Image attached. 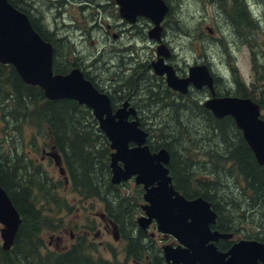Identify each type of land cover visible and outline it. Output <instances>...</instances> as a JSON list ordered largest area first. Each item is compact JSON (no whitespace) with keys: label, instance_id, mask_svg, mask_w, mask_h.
I'll return each instance as SVG.
<instances>
[{"label":"trees","instance_id":"16d2710c","mask_svg":"<svg viewBox=\"0 0 264 264\" xmlns=\"http://www.w3.org/2000/svg\"><path fill=\"white\" fill-rule=\"evenodd\" d=\"M215 6L226 10L224 20H227L237 36L244 39H241V45L249 48L253 67L254 62H259L253 49L259 46V41L264 42V33H261L255 13L250 6V11H244L240 0H220ZM251 35L253 38H250ZM252 42L253 49L250 46ZM258 68L263 70L264 65L259 64ZM231 70L232 81L236 86L233 90L227 89L223 94L217 88L218 96L248 98L257 103L263 112L264 91L258 92L257 85L250 89L236 72V68ZM0 77L3 82L0 86L4 85V89L11 95H0V187L9 196L21 218L12 248L9 251L0 248V264H165L157 242L138 228L136 213L129 211V208L136 206L139 212L138 203L141 200H132L129 195L121 196L122 187L110 182L109 144L106 137L90 122L89 111L69 99L46 100L40 88L23 83L10 65L0 63ZM259 79L258 76L257 83ZM24 103H29L31 107L24 108ZM13 107L19 109L15 114L11 111ZM203 113L215 131L226 133L233 140L227 137L228 140H224L226 147L223 149L221 146L218 149L212 142L202 144L203 148L199 144L193 146V149L188 147L187 151L192 149V154L201 152V155L209 156L210 162L201 171L187 169L171 172L176 190L183 192L186 197L200 195L206 200L209 199L217 211L219 205L232 204L233 210L227 209L224 212L233 214L234 220L238 219L236 226H239L241 220L255 225L252 220L257 217L256 210L264 209V172L253 160L251 150L231 117L216 119L207 109ZM168 123L169 121L163 122L162 128H159V124L151 126L154 140L160 138L161 143L166 141V138L159 136L161 133L166 134L164 129L168 131ZM181 132L185 133L186 130ZM182 133L180 137L187 143L188 136ZM42 134H46L49 145L62 156L68 186L73 194L82 203L97 200L104 205L105 215L118 227L120 237L126 241L124 260L119 261L117 253L111 251L112 260L96 256L95 247L88 241L87 236L77 237L74 243L67 245L62 251L45 247L41 235L44 231L55 230L59 221L44 215V209L47 207L52 211L60 203L65 204L57 192L60 187L58 184L64 185L63 182L50 181L42 167L29 159L23 150L30 136L34 142L37 137L42 138ZM197 147L198 150H194ZM220 151L224 154L219 153ZM225 158L231 164H236L232 166L235 170H225ZM220 174L233 179V187L240 199L233 197V193L226 198L219 195ZM124 185V188L129 187L128 184ZM109 192L116 195V204L109 202ZM242 198L247 203L240 204ZM259 215L261 223L256 224L264 231V214Z\"/></svg>","mask_w":264,"mask_h":264},{"label":"water","instance_id":"95a60500","mask_svg":"<svg viewBox=\"0 0 264 264\" xmlns=\"http://www.w3.org/2000/svg\"><path fill=\"white\" fill-rule=\"evenodd\" d=\"M117 3L126 18L138 14L151 19L155 28L150 37L160 39L159 24L167 10L162 0H117ZM165 50L163 45L159 46L158 55L167 56ZM0 63L12 66L26 85L40 88L46 100L69 99L92 110L113 151L110 182L119 185L133 179L135 185L142 186L145 191L144 216L137 219V226L146 231L154 222L159 233L178 242L176 247L162 246L166 264H264V244L256 240L239 241L227 253L208 244L231 237L210 231L209 224H214L216 219L210 204L202 198L188 201L174 189L172 178L162 165L167 163L166 153L151 155L145 145L147 134L137 123L121 122L119 114L112 116L108 99L98 94L79 71L66 76L53 75L51 45L33 30L26 16L8 0H0ZM153 67L155 73L166 75L168 86L176 91L185 93L190 84L196 89L206 86L212 95L204 104L206 109L216 119H233L257 164L264 168V119L258 104L248 98L215 97L213 77L205 65L191 67L185 79H178L170 67L162 66L161 61ZM116 118L119 121H115ZM131 142L138 146L129 149ZM49 156L63 175L59 155L50 153ZM119 162L123 167L118 165ZM20 224L17 210L0 187L3 251L12 248Z\"/></svg>","mask_w":264,"mask_h":264},{"label":"flooded vegetation","instance_id":"af4514ba","mask_svg":"<svg viewBox=\"0 0 264 264\" xmlns=\"http://www.w3.org/2000/svg\"><path fill=\"white\" fill-rule=\"evenodd\" d=\"M8 1L15 9L26 16L33 30L46 43L51 45L53 75L66 76L73 71H79L82 77L92 85L98 94L108 99L112 116L119 114L122 116L121 122L137 123L139 129L147 134L145 145L151 155H156L160 152L166 153L167 163H162V165L168 170L169 175L171 172L173 173L178 170L191 169L193 171H201L206 169L207 164L210 162V158L206 154L201 155V152L198 154L193 153L192 158H188L174 151L172 149L173 144L168 143V141L161 143L160 138L159 140L153 139L151 126L163 123L162 111L167 109V104L164 103L166 100L164 102L159 100H170L172 101V107L181 111L191 106V101L189 100L190 94H198L199 97L195 98V102H192V107L199 108L203 113L204 109H206L204 106L205 102L208 98L212 97L211 93L207 97L206 92L209 89L206 86L196 89L190 84L185 93L176 91L168 86L165 74L160 75L154 71L153 65L161 61L162 66L170 67L178 79H185L188 77L191 67L204 65L194 61L185 68L184 66L182 67L185 63L182 62L180 64L175 53V48L172 45L174 37H171L173 40L171 39L170 42L167 41L168 28L171 26L170 18L175 17L169 0H162L167 10L159 24L161 28L159 40L150 37L151 31L155 28V24L151 19L138 14L129 15L128 18L122 16L120 12L121 7L117 3V0ZM240 1L244 5V11H250L249 0ZM36 3H42L41 7L49 10V15H45L44 17L43 14H40ZM245 17L247 16L245 15ZM146 43H152L153 47H146ZM161 45L165 47L167 56L158 55L157 50ZM259 63L264 64V61H259ZM209 71L213 77L215 97H219L216 94L217 88L219 90L222 88L233 90L235 88L234 82L225 84L221 79H216L211 70ZM254 84H251L250 89H253V86L255 88ZM79 106L89 111L90 122L100 131L98 120L94 117L92 110L83 105ZM169 118L167 114L164 117V122H168ZM115 121H119V118H116ZM159 137H162V135ZM108 144V167L111 172L110 155L113 151L110 148L109 142ZM137 146V144L132 142L128 144L129 149ZM40 154H43L41 155L42 159L48 157L53 162L49 156L50 152L46 149H41ZM60 157L62 159V156ZM253 160L256 162L254 155ZM224 162L226 164V171L236 169L232 167L236 164L233 162L231 164V161H228L227 158L224 159ZM180 164L184 165L181 166ZM118 165L123 167L121 162ZM258 166L264 172V168L260 165ZM61 179L63 184H69L66 174ZM130 183L136 187V200H141V203H138L140 214L138 217L143 216L144 211L142 207L145 205L143 200L145 191L143 187L135 185L133 179L117 186L124 188V184L130 185ZM172 185L176 190L173 180ZM176 191L188 201L202 198L210 204L212 211L216 214L215 223L209 224L210 231L231 235L230 238H219L216 242L212 243L210 241L208 243L213 244L218 251L227 253L234 244L245 240H256L264 244V231L259 229V227H256L255 233H244L239 226H236L238 219H235V221L233 214H229L228 217V213L224 212L225 209L218 208V211L215 210L213 202L209 199L206 200L200 195L186 197L183 192ZM99 218L104 222V228H112L115 232L113 233V237L119 238L118 227L108 219L105 213L100 214ZM152 228L156 231L155 223H152L149 229L143 232L149 235L154 242L157 241L156 238H159L162 243L157 248L165 244H170L173 247L178 246L175 238L169 235L164 236L159 233L155 235L154 233L156 232L148 234Z\"/></svg>","mask_w":264,"mask_h":264},{"label":"rangeland","instance_id":"374dc122","mask_svg":"<svg viewBox=\"0 0 264 264\" xmlns=\"http://www.w3.org/2000/svg\"><path fill=\"white\" fill-rule=\"evenodd\" d=\"M218 1L220 2V0H169L175 17L170 18L171 26L168 28L167 41L170 42L172 39L171 37H174V40L172 39L174 42L172 45L175 48V53L180 64H182V62L185 63L182 67L184 66L185 68L194 61L198 64H204L211 70L216 79H221L225 84L233 82L231 69L234 67L247 87L255 83L254 85H257L258 92L264 91V69L258 68L260 63H257V61L253 63V67L251 66L252 61L249 48L241 45V41L244 39L239 35L237 36V33L233 32L227 20H224L226 10L222 7L218 6V8L215 6ZM249 3L251 11L254 12L255 16L258 18L261 33H264V0H249ZM41 5L42 3H36V6L39 7L40 14H43L44 17L45 15L48 16L49 10L45 7H41ZM51 12L54 14L53 11ZM250 38H253V36L251 35ZM257 44H259V46L255 48L253 42L250 43V46L252 45V49L254 48L253 50L257 54L259 61H264V42L259 41ZM148 46L153 47V44L146 43V47ZM89 50L91 51V49ZM260 65L263 66L264 64ZM258 76L260 79L257 83L256 80H258ZM0 83H3L2 77H0ZM225 90L227 89L222 88L219 92L223 94L226 92ZM209 94L210 92L207 90V97ZM216 94H218L217 91ZM0 95L11 96L9 92L4 89V85L0 86ZM198 97V94L195 95L191 93L189 99L191 101V106L181 111L172 107V101L167 99L159 100L162 102L166 100L164 103L167 104V109L162 111V122H164V117L167 114L170 117L167 120L169 121L168 125H170L168 131L164 129L166 134L161 133V135L166 138L168 143L173 144L172 147L174 151L177 153L180 152L178 154H182L188 158H192L193 146L199 144L203 148L202 144L206 145L207 142H212L214 146H218V149L220 146L223 149L224 146L226 147L224 140H228L227 137L231 138V136L226 133L215 131L204 116V113L199 111L196 107H192V102H195V98ZM24 104H26L24 108L31 107L29 103ZM18 110L19 109L13 107L11 110L12 114H15ZM262 115L264 117V111ZM158 126L162 128L164 125L162 123ZM183 129L186 130L185 133L181 132ZM187 131H189V134ZM180 133L188 136L186 138L187 143L181 139ZM42 136L44 139L43 137H37L34 142H32L30 136L28 141L25 142V147L23 148L24 153L29 159H32L35 164L42 167V170L47 174L50 181L59 183L58 181L64 176L60 174L59 167L53 164L54 162L48 157L42 159L41 155L43 154H40L41 149H46L54 155L57 151H55L54 148L51 150L52 146L49 145V138L46 137V134H42ZM231 140L233 139L231 138ZM190 146L192 147L191 151H187V148ZM194 150H198V147ZM211 151L215 152L214 149H211ZM219 153L224 154L223 151ZM60 167L63 168L62 164ZM220 179L221 189L218 192L219 195L226 198L233 193V197L240 199L236 194V189L233 187V185H235L233 179L223 174H220ZM58 185L60 186L57 190L58 195L65 205L60 203L57 208L54 207L52 211H49L47 207L44 209V215L59 221L55 230L44 231L41 235L45 247L49 250L62 251L67 245L74 243L77 237L87 236L88 241L93 243L95 247L97 252L96 256L112 260L113 257L111 252H115L117 253L119 261L124 260V247L126 241L120 237L117 240H113L114 230L109 227L104 228V222L99 218V215L104 213V205L97 200L82 203L79 198L73 194L68 185ZM135 189L136 187L130 183L129 187L126 186L125 188H121L120 195L123 197L129 195L132 200H136ZM107 198L112 204L117 203L116 195L109 192ZM244 203L247 202L242 198L240 204ZM220 208L226 211L227 209L233 210V205H219V209ZM129 211L136 213V218L140 215L136 206L129 208ZM258 213L264 214V209L256 210L257 217L252 220L255 225L247 223L248 221L246 220H241L242 222L239 224V227L244 233L256 232V223H261L259 221L261 215ZM239 216L241 217L242 215L239 213ZM1 227L0 225V228ZM154 232L156 231L152 228L149 230L148 234ZM154 234L156 235L157 232ZM156 239L157 246L161 245L162 242L159 238ZM1 245L2 241L0 239V248Z\"/></svg>","mask_w":264,"mask_h":264},{"label":"bare ground","instance_id":"6f19581e","mask_svg":"<svg viewBox=\"0 0 264 264\" xmlns=\"http://www.w3.org/2000/svg\"><path fill=\"white\" fill-rule=\"evenodd\" d=\"M213 90H214V84H213ZM117 186V185H116Z\"/></svg>","mask_w":264,"mask_h":264}]
</instances>
